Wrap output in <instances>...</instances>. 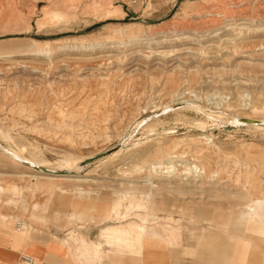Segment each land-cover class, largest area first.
I'll list each match as a JSON object with an SVG mask.
<instances>
[{"label": "rangeland", "instance_id": "1", "mask_svg": "<svg viewBox=\"0 0 264 264\" xmlns=\"http://www.w3.org/2000/svg\"><path fill=\"white\" fill-rule=\"evenodd\" d=\"M235 118L264 120V0H0V185L53 249L150 214L163 240L104 264H260L264 130Z\"/></svg>", "mask_w": 264, "mask_h": 264}, {"label": "bare ground", "instance_id": "2", "mask_svg": "<svg viewBox=\"0 0 264 264\" xmlns=\"http://www.w3.org/2000/svg\"><path fill=\"white\" fill-rule=\"evenodd\" d=\"M34 55H43V51L40 49H35ZM182 104H185V103H182ZM190 106L193 107V105H190ZM187 107H189V106H187ZM197 108L200 109L198 106H197ZM206 115L209 117L213 116L210 113H206ZM219 118H222V116H219ZM233 121H234V122H232L233 126H236L237 124L240 125V123L245 122V123H248L249 126L255 127L257 129H260V130H264V120H261V119L251 121L249 119L235 118V120H233ZM9 136H10L9 134L6 136L4 135V137H6V138ZM6 148H7V146H6ZM6 151H8L14 158L20 160L21 162H25L27 165H29L31 167L41 169L44 171H48L49 175L44 176V178H46L50 181H57V180L80 181L81 180V179L75 178V177H62V175L57 174L56 173L57 171H55L54 169L53 170H49V169H45V168L43 169L42 168L43 161L29 159V158H27V156L20 154L16 150L6 149ZM119 152L120 151L118 150L117 153H119ZM113 156H114V154H113ZM73 167H74V165H73ZM78 167H79V165H78ZM136 167H139L141 170L143 169V166H137V165L134 166V168H136ZM258 187L261 190L262 196L260 199H256V200H258L256 203L250 205L251 212L245 218V222H254V226L257 227V229H254L253 232L256 235L258 234V236H260L264 240V186H263V183L260 182ZM0 190L1 191L4 190V187L0 186ZM122 211L123 210H121V212ZM0 217H2V219H5V217H3V216H0ZM129 217H131V216H129ZM121 218L123 219L122 221H121ZM118 220H120L118 222V225H116V226L114 225V226L109 227V231L112 233V236L107 237L106 241H107V246L110 249L105 250L104 245L101 242L87 240V239H85L86 237L78 239V238H74L72 236V240H75L76 245L73 248H71L69 246L68 251L74 257H77L81 261H83L85 264H104L102 262V256L104 255V253L105 254L106 253H108V254H116V253L122 254L123 253V250L121 251L120 249H117V247L120 248L123 246H128L129 248H131L130 252L141 255V251L147 247L148 243L150 242L149 240H152L154 238L163 240V238H164V235L161 232V229H159L157 217L153 216V218H152V215H150V214H148L144 217L139 216V220H137L136 218L125 219L124 217H119ZM151 221H154V222L156 221V222L153 223L152 225H150L149 222H151ZM33 229L34 228H32L30 226H26V225L23 226V223H22V226L20 228H17L16 230L20 234L29 236ZM182 232L183 231H182L181 226H179L174 231V236L176 237L178 244L182 243ZM101 235H102V233H101ZM75 237H76V235H75ZM20 261L23 264H28L26 261L23 260L22 256H21ZM32 264H34V263H32Z\"/></svg>", "mask_w": 264, "mask_h": 264}, {"label": "crops", "instance_id": "3", "mask_svg": "<svg viewBox=\"0 0 264 264\" xmlns=\"http://www.w3.org/2000/svg\"><path fill=\"white\" fill-rule=\"evenodd\" d=\"M120 5L123 7L126 15L137 11L135 8H133L134 10L129 7L126 8L124 4ZM5 194L7 192L0 190V216L5 217V219L0 217V264H19L22 254H27V249L32 250L33 248H39L42 251L40 264H81V260L74 257L67 250L68 248H64L63 250L53 249V245L58 244V240L62 246L67 247V242L64 240L66 237L62 238L51 232L49 229V218L44 214L43 208L41 215L46 221L43 220L39 227L40 229H37L30 221V215L26 214L27 202H19L17 197L5 199L3 197ZM21 208L25 212L24 214L21 212ZM13 220L14 222H12ZM22 223L23 226L26 225L34 228L29 236L20 234L16 229L12 228L13 226H21ZM189 248L190 246L187 247V249ZM106 262H108V259ZM121 263L124 264L122 261ZM180 264H192L191 258L183 259ZM260 264H264V254H262Z\"/></svg>", "mask_w": 264, "mask_h": 264}, {"label": "built area", "instance_id": "4", "mask_svg": "<svg viewBox=\"0 0 264 264\" xmlns=\"http://www.w3.org/2000/svg\"><path fill=\"white\" fill-rule=\"evenodd\" d=\"M22 258L24 261H26L28 264H32L34 263V258L32 256H29V255H26V254H23L22 255Z\"/></svg>", "mask_w": 264, "mask_h": 264}]
</instances>
